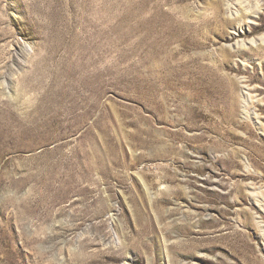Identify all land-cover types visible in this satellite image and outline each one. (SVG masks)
<instances>
[{
  "label": "rangeland",
  "instance_id": "374dc122",
  "mask_svg": "<svg viewBox=\"0 0 264 264\" xmlns=\"http://www.w3.org/2000/svg\"><path fill=\"white\" fill-rule=\"evenodd\" d=\"M0 264H264V0H0Z\"/></svg>",
  "mask_w": 264,
  "mask_h": 264
}]
</instances>
